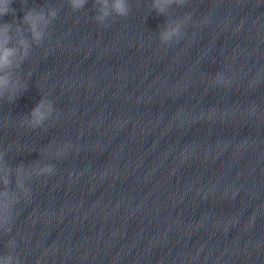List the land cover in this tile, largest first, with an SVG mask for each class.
<instances>
[{"label":"clouds","instance_id":"1","mask_svg":"<svg viewBox=\"0 0 264 264\" xmlns=\"http://www.w3.org/2000/svg\"><path fill=\"white\" fill-rule=\"evenodd\" d=\"M12 0H2V5H0V16H4L9 13V9L11 8ZM86 2V0H71L72 7L74 9L80 8L83 6V4ZM171 0H165V3H169ZM102 15L99 17V19L103 20L105 17H107L110 13L106 10L108 7V0H102ZM112 8L115 11L116 15L118 16H127L129 12L127 0H114L112 4ZM12 12L14 10L12 9ZM51 16L55 18L56 13L53 11L51 13ZM24 21L28 23L29 29L32 32L34 38L39 39L40 38V27L42 25H46L48 23L46 17L43 13H32L28 12L25 13ZM175 33V30L172 32H168L164 34L165 39H169L173 34ZM7 42V38L0 40V69L8 68L12 65V58L15 56L16 49L6 47L5 44ZM20 43L27 47V44L24 40H21ZM8 83L7 79L4 77H0V86H4ZM39 109L36 110L38 113ZM7 183V181H6Z\"/></svg>","mask_w":264,"mask_h":264}]
</instances>
